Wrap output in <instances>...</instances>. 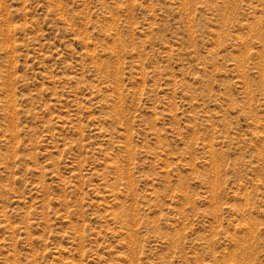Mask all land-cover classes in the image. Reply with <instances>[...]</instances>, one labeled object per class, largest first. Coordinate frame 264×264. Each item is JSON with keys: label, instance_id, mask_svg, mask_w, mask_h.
<instances>
[{"label": "rangeland", "instance_id": "rangeland-1", "mask_svg": "<svg viewBox=\"0 0 264 264\" xmlns=\"http://www.w3.org/2000/svg\"><path fill=\"white\" fill-rule=\"evenodd\" d=\"M0 264H264V0H0Z\"/></svg>", "mask_w": 264, "mask_h": 264}]
</instances>
